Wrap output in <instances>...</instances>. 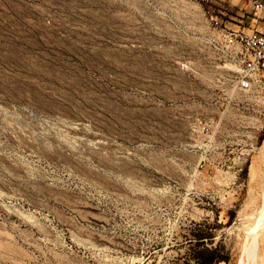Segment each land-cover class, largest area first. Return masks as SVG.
<instances>
[{
	"label": "rangeland",
	"instance_id": "374dc122",
	"mask_svg": "<svg viewBox=\"0 0 264 264\" xmlns=\"http://www.w3.org/2000/svg\"><path fill=\"white\" fill-rule=\"evenodd\" d=\"M194 1L0 0V264H263L264 89Z\"/></svg>",
	"mask_w": 264,
	"mask_h": 264
},
{
	"label": "built area",
	"instance_id": "2783aa9c",
	"mask_svg": "<svg viewBox=\"0 0 264 264\" xmlns=\"http://www.w3.org/2000/svg\"><path fill=\"white\" fill-rule=\"evenodd\" d=\"M213 1L232 8L239 21L235 29L222 28L216 16L212 18L217 34L208 44L225 60L235 74L234 87L243 93H259L264 89V0H195V12H204L203 3ZM241 2V5L238 3Z\"/></svg>",
	"mask_w": 264,
	"mask_h": 264
},
{
	"label": "bare ground",
	"instance_id": "6f19581e",
	"mask_svg": "<svg viewBox=\"0 0 264 264\" xmlns=\"http://www.w3.org/2000/svg\"><path fill=\"white\" fill-rule=\"evenodd\" d=\"M242 220L249 224L247 236H256L264 229V177L256 196L252 197L250 202L246 205ZM243 253L248 258V250L246 248ZM252 256V249H250V260L252 259ZM261 260L264 264V252L261 256Z\"/></svg>",
	"mask_w": 264,
	"mask_h": 264
},
{
	"label": "trees",
	"instance_id": "16d2710c",
	"mask_svg": "<svg viewBox=\"0 0 264 264\" xmlns=\"http://www.w3.org/2000/svg\"><path fill=\"white\" fill-rule=\"evenodd\" d=\"M199 264H215L217 261H227L226 257L216 255L215 250L213 249H205L199 255Z\"/></svg>",
	"mask_w": 264,
	"mask_h": 264
},
{
	"label": "crops",
	"instance_id": "0c3cea01",
	"mask_svg": "<svg viewBox=\"0 0 264 264\" xmlns=\"http://www.w3.org/2000/svg\"><path fill=\"white\" fill-rule=\"evenodd\" d=\"M235 1V3L238 1V0H234ZM239 5H241V2L240 3H238ZM238 17V16H237Z\"/></svg>",
	"mask_w": 264,
	"mask_h": 264
}]
</instances>
